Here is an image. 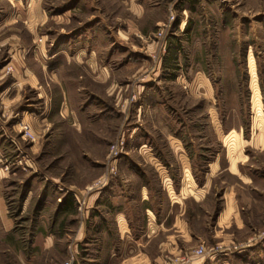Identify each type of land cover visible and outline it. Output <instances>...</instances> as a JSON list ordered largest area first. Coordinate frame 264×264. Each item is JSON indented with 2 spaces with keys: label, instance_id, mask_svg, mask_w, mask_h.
<instances>
[{
  "label": "rangeland",
  "instance_id": "374dc122",
  "mask_svg": "<svg viewBox=\"0 0 264 264\" xmlns=\"http://www.w3.org/2000/svg\"><path fill=\"white\" fill-rule=\"evenodd\" d=\"M70 1L18 0L15 10L14 0H0L3 21L13 17L0 24V211L5 199L16 224L15 232H0V264L90 258V244L104 246L89 233L91 194L110 178L131 175L123 161H145L140 144L174 160L169 146L176 136L210 192L178 211L188 231H178L177 241L185 248L159 247L161 261L151 255L145 264H264V0H196L188 11L180 0H147L141 20L122 0H85L65 12ZM100 13L113 31L126 21L124 46L131 48L124 51L137 50L131 58L108 57L110 39L95 43L101 61L115 69L103 83L73 61L58 69L68 60L58 55L61 41L79 37ZM80 84L87 89L77 91ZM218 151L222 161L210 168ZM168 173L179 179L177 169ZM186 177L191 182L189 171ZM65 194L72 205L64 214L58 197ZM85 223L83 238L93 242H84L80 253L87 256L77 258ZM38 225L54 231L51 247L42 245L45 232L33 233ZM222 245L228 253H198Z\"/></svg>",
  "mask_w": 264,
  "mask_h": 264
},
{
  "label": "crops",
  "instance_id": "0c3cea01",
  "mask_svg": "<svg viewBox=\"0 0 264 264\" xmlns=\"http://www.w3.org/2000/svg\"><path fill=\"white\" fill-rule=\"evenodd\" d=\"M156 1L160 3L163 0ZM180 1L185 11L193 8L195 6L194 3L198 2L196 0ZM17 2L18 0H14L15 10L18 7ZM122 2L124 7L138 20L146 17L147 0H122ZM84 3L85 0H73L63 8L66 9L65 12L71 8L75 10L78 8L81 9ZM99 15L97 22L93 21L88 24L86 29L80 32L79 37H75L72 40L65 38L61 41L58 55L63 54L68 60L59 63L58 69H61L65 65V62L70 64L73 61L79 65H84L95 80L103 83L111 79L115 69L111 65L101 61L100 57H103V54L99 51L100 48L97 46L98 42L101 41V43H104V41H107V38L110 39L109 50L105 54L108 57L118 54L119 56L124 55L122 57H127L131 53L137 54V50L134 49L132 52L124 51L125 48H131L128 44L124 46L126 43L125 40H128L125 27L126 21L119 23L116 31H113L112 24L109 23L110 21L107 20L105 22L106 15L103 13ZM6 16L4 21L0 17V24L8 25L12 23V14L10 13L9 16ZM157 21H155V25L153 26H156ZM190 22L191 18L187 17L182 21L181 27L188 25ZM114 33L116 37H112ZM71 44L75 48L69 53L68 48ZM120 44L119 51L114 49V47ZM129 58H131V55ZM122 66L129 67L126 63ZM60 74L61 70L59 71V76L61 77ZM60 77H58L59 82H61ZM63 87L64 90L65 86ZM76 89L80 92L85 91L87 86L80 84ZM66 97L65 91L63 99L65 98L67 101ZM66 101L63 105L64 114L69 109L68 101ZM74 115L78 114L76 113ZM73 120L75 122L77 118L73 116ZM78 121H81V119L79 118ZM174 138L172 140L174 144L169 146L174 160H171L169 163L165 162L162 160L157 148H153L151 145L149 147L148 145L140 144L137 149L139 153L144 154L143 158L145 161L136 162L130 159L123 161V167L132 169L131 175L123 174L110 178L106 186L91 194L90 205L87 210L90 219L89 233L93 235V238H96L95 240H103L102 243L104 246L101 248L100 245L95 244L94 246L90 244V247L93 246V249L87 254L90 258L83 259V263L77 260L76 264H145V259L151 255H155L159 262L162 259L159 247H166L175 251L185 248L184 244L177 241V234H180L179 232L186 233L188 231L187 225L186 228L181 227L178 211L182 212L184 210L186 201L189 198H193L196 201L206 200L210 192V183L209 181L199 183L195 179L193 161L190 153L180 143V139L177 136ZM220 161L222 160L218 151L212 161H209L208 166L211 168V165L217 163L219 165ZM148 164L154 167L158 176H151L149 174L148 169H146V165ZM171 169H177L179 171L178 180L168 173ZM187 171L191 173V182L187 180ZM60 189L62 191L65 190L64 188ZM69 196L67 197L65 194L63 197H58L60 211H63L64 214L71 209L72 203L70 204L69 202ZM49 199L50 197L48 196ZM2 202L4 210L3 212L0 211V232H15V219L10 216V210L5 203V199H2ZM34 230L33 233L35 234L37 232H45L47 234L42 242L44 248L51 247L55 243L54 231L48 230V227L38 225ZM86 231L85 223L79 229L73 250L77 258L79 254L82 257L87 256L86 253H80L83 243L89 244L90 241L93 242L89 237L83 238ZM151 242L155 246L153 251L147 248L148 243ZM157 246L158 248H156ZM86 249L84 251L88 252L89 250Z\"/></svg>",
  "mask_w": 264,
  "mask_h": 264
},
{
  "label": "built area",
  "instance_id": "2783aa9c",
  "mask_svg": "<svg viewBox=\"0 0 264 264\" xmlns=\"http://www.w3.org/2000/svg\"><path fill=\"white\" fill-rule=\"evenodd\" d=\"M228 249H229L228 245L227 246L222 245V246H218V247H213L211 249H205L203 246H201L198 249V253L201 255V257L203 259H205L207 257H215L217 253H220L219 250L221 251V253L226 254V253H228ZM203 259H201V260H203ZM197 260H199V259H197ZM197 260H194V262Z\"/></svg>",
  "mask_w": 264,
  "mask_h": 264
},
{
  "label": "trees",
  "instance_id": "16d2710c",
  "mask_svg": "<svg viewBox=\"0 0 264 264\" xmlns=\"http://www.w3.org/2000/svg\"><path fill=\"white\" fill-rule=\"evenodd\" d=\"M178 25V24H177ZM176 43V42H175ZM179 45V44H178ZM172 46H173V44H172ZM174 47V46H173ZM71 200V202H72V199H70ZM71 204V203H70Z\"/></svg>",
  "mask_w": 264,
  "mask_h": 264
}]
</instances>
